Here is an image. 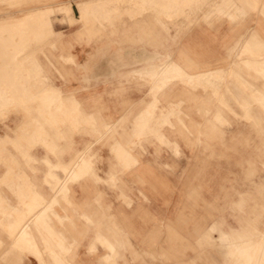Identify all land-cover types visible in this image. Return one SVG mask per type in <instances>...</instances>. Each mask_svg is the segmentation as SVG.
Segmentation results:
<instances>
[{
  "label": "crops",
  "instance_id": "obj_1",
  "mask_svg": "<svg viewBox=\"0 0 264 264\" xmlns=\"http://www.w3.org/2000/svg\"><path fill=\"white\" fill-rule=\"evenodd\" d=\"M236 1L238 6L242 5L243 13H251L246 15L251 20L236 27L223 23V34L215 39L204 29L182 35L168 33L170 27L160 20L157 24L162 31L148 27L142 31L159 36L155 50L131 43L104 49L94 41L77 43L72 35L65 40L72 46L66 51L75 63L70 68L66 66L65 71L75 79L48 83V78L40 74L38 81L44 80V86L37 91L26 90L28 83L21 81L22 73L31 70L34 63L30 61L29 67L23 70L20 66H4V45H0V108L11 107L16 88L13 85L19 81L26 88L20 94L21 107H27L25 103L29 99L37 101L36 112L46 114L40 122L50 131L42 133L40 128L31 129V126L30 132L23 134V141L46 145H36L31 152L19 133L25 116L16 125H7V131L0 135V158L7 153L6 158L12 161L0 167V182L7 186L0 191L3 213L0 225L12 237L11 247L4 255L18 247L20 252L28 254L25 264H148L153 257L155 264H164V251H171L172 260L168 264H219L218 258L206 247L209 244L201 241L205 235L206 239L212 242L217 239L219 245L227 247L223 248V264H232L229 259H235L234 264H264V202L251 212L235 215L238 220H256L253 234L261 232L260 239L252 240L243 234L247 231L241 224L219 227L218 238L211 237L206 233L211 214L191 208V202H209L211 197L203 194L198 198L188 193L189 186L197 183L183 176L182 171L190 169L192 162L187 163L180 157L183 154L189 158L203 151L199 147L205 144L200 131L195 128L198 136L191 131L194 123L207 121L214 128L216 124L212 122L222 119L221 110L212 108L211 100L217 92L206 95L197 92L205 83L189 86L190 83L181 79V73L197 76L220 72L224 81L230 77V71L236 72L240 80L223 82V89L233 90L234 97L225 103L243 105L248 118L253 114L259 121L264 116V91H260L264 90V3ZM71 8L74 18H80L78 7V17ZM159 9L170 21L182 10L173 8L170 19V15H165L169 6L161 5ZM239 13L237 9V16ZM63 19L70 24L67 16ZM4 22L5 18L0 19V29L5 26ZM51 30L56 32L53 26ZM79 31L74 28L71 32L76 39ZM165 36L170 43L166 49ZM3 38L0 36V44L4 43ZM236 45L238 52L233 60L229 59L228 54ZM66 51L60 55L68 56ZM59 53L54 56H60ZM213 54L216 58L223 56V67L208 68ZM247 62L255 65L244 70ZM166 67L173 70V75H165ZM221 81L215 79V82ZM253 105L259 111L255 107L253 112ZM209 109L211 112L204 114ZM28 110L30 114V107ZM149 111L153 114L147 115ZM180 112L184 117L175 118ZM36 116L30 114L31 118ZM136 120L144 131L135 132ZM163 125L166 126L161 129ZM94 134L102 136L98 143L91 136ZM8 145L17 147L19 152L28 150L35 161L25 167L16 161ZM215 148L211 152H219ZM236 170L239 171L237 167ZM58 181H61L59 186L51 189ZM238 185L244 195L246 188L255 184L241 181ZM125 201L129 203L126 205ZM225 217L228 219L231 214ZM195 218L198 224L192 220ZM222 224L213 221L212 227ZM193 249L204 251L196 253Z\"/></svg>",
  "mask_w": 264,
  "mask_h": 264
},
{
  "label": "rangeland",
  "instance_id": "obj_2",
  "mask_svg": "<svg viewBox=\"0 0 264 264\" xmlns=\"http://www.w3.org/2000/svg\"><path fill=\"white\" fill-rule=\"evenodd\" d=\"M86 1L88 0H0V19L5 18L6 22H4V24L7 26L9 24V27L6 28V26H4L0 29V36L4 37L2 39L4 40V43L0 44L4 45L3 50L6 56L4 66L17 65V67L20 66L23 70L25 66L30 65V61L31 64L34 63L30 68L33 75L30 74L31 71L29 69L26 74L22 73L21 75L22 83H28L27 89L24 88L19 81H17L16 84L13 85L16 87L14 89L15 97L13 104L9 108H0V135H3L7 131V125L12 127V124L16 125L19 120L25 116L19 133L22 143L27 145L28 149H31L30 152L36 145H46L42 142L27 139L23 141V134H28L31 126V129H33V127L40 128L42 132L44 131L43 133L50 131H47V129L40 122V119L45 114L37 113L35 111L34 107L38 105L37 101L29 99L25 103L27 107H21L20 94L23 89L37 91V89L42 88L44 86V80L40 79L38 81L41 77L40 74L48 78V83L53 82L54 80L67 82L71 79H75L74 75L65 71L66 66H69L70 68L75 63L74 58H72L71 54L66 51L70 50L72 46H68L67 41L65 40L69 39L72 35L73 39L77 43L94 41L96 43H100L104 49L131 43L132 45H142L155 50L159 36L154 33L145 34L142 31L147 27L154 29V31L157 29L162 31L163 29L159 28V25L157 24V21L159 20L168 24L170 27L168 33L175 32L178 35H182L185 33L198 32L201 29H204L205 32L213 36V39H215L216 36L223 34V23L226 22L236 27L243 26L246 23L248 24L249 22L247 21L251 20L250 17L246 16L251 13H243L242 5L239 4L240 6H238L236 0H228L225 2L224 0H100V2L102 1L101 5L97 7L94 6L96 11L90 10V17L88 15V19L86 18V21H88L89 24V29L79 32V39H76V37H74L75 33L72 34L71 32L74 28L80 26V18H78L79 21H75L69 16L68 9L72 6L76 17H78L79 12L77 7L79 8L80 2L84 3ZM198 1H204L207 3L195 4ZM259 2L264 3V0H259ZM212 3L215 5H209ZM161 5L170 7V10H165V15H170V19L173 18L171 15V13H174L172 10L173 8L179 7L182 10L172 21H170L159 9L161 8ZM249 8L253 9V7ZM237 9H240L239 16L236 14ZM65 12H67V14ZM28 15H32L33 17L31 16L32 18L25 20ZM64 16L68 17L71 25L67 20L63 19ZM21 19L25 21L23 24L15 23L17 20ZM12 20L14 21L12 22V25L14 24V26L10 25ZM52 26L56 32H52ZM61 27L67 28V30H59ZM84 32L87 33L85 34ZM251 33L253 34L254 32L251 31ZM166 37L167 36L164 37L165 49L166 45L170 44L167 43V39L169 38ZM246 43L247 42L245 41L242 45ZM237 50V45L230 50L228 54L229 59L233 60L235 58V55L238 52ZM58 51L60 52L59 55H62V51H66L68 56H54ZM241 54L243 53L240 52V55ZM8 56H11V59L7 58ZM210 58L208 68L223 67V56L216 58L215 54H213V57ZM9 61L11 64H8ZM244 66H246L243 68L244 70L247 67V69H251L254 64H248L247 62L244 63ZM164 71L165 75H173L172 69L166 67ZM236 74V72L230 71V77L227 76L224 81L220 74V76H218V73H214V75L212 74L213 76L206 74L202 75V79L201 75H199L200 77L197 75L199 79H194L195 82L191 81V83H193L189 86L205 83V87L200 86L196 89L197 92H200L203 95L210 94L213 91L217 92L216 96L211 100L214 104L212 108H218L221 110L220 113L222 114L220 115L222 116V119L220 121L212 122L216 124L214 128L208 125L207 123L209 122L207 121L194 123L192 125L193 127H191V131H193L195 136H198V132H195V128L200 131V137L205 144L199 147H202L203 151L201 148V153L195 154L194 156L191 155L189 158L185 157L183 154L182 156L180 155V157H184L187 163L192 162L190 169L182 171L183 176L193 178L197 183L194 186H189L190 189L188 193L190 195H195L194 197L198 198H202L203 194H208L211 197V201L209 202H199L197 200L191 202V208L193 210L200 208L202 211L206 210V213L209 212L211 214V223L206 233H209L211 237L218 238L219 227L223 229V227L225 228L227 225L235 226L236 224H241L246 228L244 231H247V233L245 232L243 234H246L253 240V238L260 239L259 237L262 235L261 232L253 234L254 229L252 228L257 225L256 220H254V222L248 218H241L238 220L235 215H242L243 213H247L246 211L248 210L251 212V209L255 206L259 207V203L264 202V116L262 115L263 117L258 121V119L251 113L252 118H248L246 117V112L242 108L243 105L230 106L225 103L228 98L234 97L233 90L223 89V82L229 80H240L237 78L239 74L237 76ZM204 76H208L206 77L208 80H206ZM246 76L249 77L250 74H245V77ZM12 77L15 76L10 75V78ZM189 78L190 76H186L184 73L181 74L182 80H187ZM215 78H220L222 81L215 82ZM36 79L38 84L36 83ZM85 81H87V79H85ZM260 91L264 90L261 89ZM196 97L197 95L194 98ZM57 98V102L60 103V96L58 95ZM29 107L31 109V113L35 116L37 115V118L33 119L29 117L31 114H29ZM255 107H257L259 111L260 108L257 105H253L251 110L253 112L256 111ZM210 112L211 110L209 109L207 112H204V114H208ZM215 112H217V110ZM147 114L152 115L153 112L149 111ZM6 116L8 117L4 118ZM178 117L183 118V112L178 113L175 118ZM235 118L242 119V121L231 120ZM137 120L135 123V132L144 131L143 128L140 129V124L137 125ZM165 126L166 125H163L161 129L165 128ZM83 128L85 130V127ZM106 129L109 130L107 127ZM106 129L105 132H107ZM114 129L115 127L112 128V130ZM241 129H245V132H242ZM73 132L75 134L77 129ZM78 132L80 131L78 130ZM95 135L96 134L91 136L94 138V141L98 143L102 136ZM136 139L139 140L137 137ZM141 140H144V138H140L139 141ZM199 143L197 142V144ZM210 143L211 146L214 145V148L217 146L215 151L219 150V152H211V149L214 151V148L209 146ZM7 148L14 154L16 161L23 163L25 167H28L29 163L35 161L26 149L22 150V152L20 150V153L19 149L15 146L12 147L11 145H8ZM23 151L25 152L23 153ZM6 154L7 153H4L2 155V159L0 158V167H6V163H12V161L6 158ZM29 158L31 159L30 162ZM74 158H77V156L75 155ZM92 163L94 164L95 161ZM219 166L222 167V169H219ZM236 167L239 171L236 170ZM63 173L65 174V172ZM240 180L243 182L248 181L255 185L248 186L246 188L247 191H245L243 195L240 193L241 191L239 189V186L241 185H238V182L241 183ZM60 182L61 181H58L52 185L51 189L55 190V188L59 186ZM3 186L4 184L0 182V191ZM128 203L129 202L125 201L126 205ZM0 208V216L2 217V206ZM227 213L231 214V217L228 219L225 217V214ZM195 214L197 215L198 213L195 212ZM192 220H195L196 222L198 218ZM242 220L244 222H242ZM213 221H220L223 224L221 226L218 225V227H212ZM262 224L264 225V223ZM10 235L11 234H9V232L0 225V264H25V257L28 254L20 252L18 247H13L7 254L4 255V253L11 247L10 244L12 242V237ZM201 241L209 244L206 247H209L212 256L218 258V261H220L219 264H223V248L226 250L227 247L225 245H219L217 239L213 242L206 239L205 235H203V238L201 237ZM191 251L197 253L199 251L203 252L204 250L193 249ZM170 252L171 251H164L162 256V262L164 264L171 263L172 256L169 255ZM226 253L227 252L225 251V255ZM118 258L121 257L118 256ZM45 259L49 261V256L45 255ZM150 259L151 261H149L148 264H151V262L155 264L156 259L154 257ZM229 260L232 264H234L235 259Z\"/></svg>",
  "mask_w": 264,
  "mask_h": 264
},
{
  "label": "bare ground",
  "instance_id": "obj_3",
  "mask_svg": "<svg viewBox=\"0 0 264 264\" xmlns=\"http://www.w3.org/2000/svg\"><path fill=\"white\" fill-rule=\"evenodd\" d=\"M105 1V0H104ZM120 1V0H119ZM147 1V0H146ZM184 1V0H183ZM102 2V1H101ZM101 2H100V0H88V1H86V2H84V3H79V12H80V21H79V19H76V18H74V12H73V10H72V8L71 7H69V9H68V14H69V16L71 17V18H73L75 21H79V23H80V26L79 27H77V28H79L80 29V31L79 32H81V31H86V30H88L89 28V24H88V21H86V18H87V16L89 15V14H91V13H89L90 12V10H92V11H96V9H95V7H97V6H99V5H101ZM156 2V1H155ZM173 2V1H172ZM207 3V2H206ZM78 4V3H77ZM133 5H134V3H133ZM132 5V6H133ZM95 6V7H94ZM212 6V5H211ZM122 7V6H121ZM130 7V6H129ZM156 7V6H155ZM64 11V10H63ZM66 14H67V12H65ZM115 15V14H114ZM32 15H28V16H26V18H25V20L26 19H29V18H32L31 17ZM44 17V16H43ZM89 17H90V15H89ZM38 18V17H37ZM47 19V18H46ZM46 19H44V20H46ZM88 19V18H87ZM34 20V19H33ZM73 20V21H74ZM74 21V22H75ZM12 22H14L13 20L10 22L11 24V26H14V24L12 25ZM25 21L23 20V19H21V20H17V22H15V23H18V24H23ZM6 26V28L7 27H9V24H8V26L7 25H5ZM16 26H18V25H16ZM20 26V25H19ZM91 26V25H90ZM91 30V29H90ZM85 33V32H84ZM87 33V32H86ZM85 33V34H86ZM6 46V45H5ZM241 49V48H240ZM15 57V56H14ZM173 62V61H172ZM261 63V62H260ZM249 64V63H248ZM251 64V63H250ZM256 64H258V63H256ZM255 65V64H254ZM261 65V64H260ZM2 66V65H1ZM17 66V65H16ZM169 66V65H168ZM171 66V65H170ZM173 66V65H172ZM263 66V65H262ZM27 67H29V66H27ZM158 67V66H157ZM157 67H156V69H157ZM251 67V66H250ZM24 68H26V67H24ZM152 68V67H151ZM150 68V69H151ZM161 68V67H160ZM172 68V67H171ZM149 70V69H148ZM262 70V69H261ZM31 71V70H30ZM29 71V72H30ZM152 71V70H151ZM160 72V71H159ZM159 72H158V74H159ZM157 73V72H156ZM168 73V72H167ZM180 73V72H179ZM218 73H220V72H218ZM182 74V73H181ZM208 74V73H207ZM205 75V74H204ZM214 75V74H213ZM212 75V76H213ZM216 75V74H215ZM199 76V75H198ZM198 76L196 77V76H190V78L189 79H187L186 81L188 82V83H190V84H192L191 83V81H194V79H197L198 78ZM218 76H220L219 74H218ZM155 77H156V75H155ZM157 77H158V75H157ZM200 77V76H199ZM205 77V76H204ZM206 77H208V76H206ZM205 77V79L206 80H208L207 78ZM224 77V76H223ZM221 78V77H220ZM182 79H183V77H182ZM199 79V78H198ZM201 79H202V74H201ZM216 79V78H215ZM173 80V79H172ZM210 80V79H209ZM183 81H185V80H183ZM212 81V80H211ZM195 82V81H194ZM203 82V81H202ZM201 82V83H202ZM195 84V83H194ZM201 85V84H200ZM262 94V93H261ZM50 96V95H49ZM51 98V97H50ZM53 98V97H52ZM55 99V98H54ZM58 99V98H57ZM155 101H156V99H155ZM154 101V102H155ZM261 101V100H260ZM263 101V100H262ZM49 102V101H48ZM43 104V103H42ZM4 105V104H3ZM62 105V104H61ZM44 106V105H43ZM50 106V105H49ZM46 107V106H45ZM64 107V106H63ZM38 108V107H37ZM53 108V107H52ZM45 109V108H44ZM58 110H60L59 108H58ZM36 111V110H35ZM65 112V111H64ZM46 113V112H45ZM58 113V112H57ZM147 113V112H146ZM62 114V113H61ZM43 115V114H42ZM46 115V114H45ZM148 115V114H147ZM151 115V114H150ZM40 116V115H39ZM30 117V116H29ZM36 118V117H35ZM31 119V118H30ZM34 119V118H33ZM32 120V119H31ZM27 122V121H26ZM35 122V121H34ZM37 122V121H36ZM38 123V122H37ZM37 123H35V124H37ZM42 123V122H41ZM28 124V123H27ZM40 124V123H39ZM57 125V124H56ZM24 126H25V124H24ZM22 127V126H21ZM37 127H38V125H37ZM29 128V127H28ZM46 128V127H45ZM17 130V129H16ZM21 130V129H20ZM26 130V129H25ZM28 131V130H27ZM42 131V130H41ZM44 132V131H43ZM42 132V133H43ZM56 134V133H55ZM60 135V134H59ZM58 135V137H60ZM45 137V136H44ZM56 137V136H55ZM54 137V138H55ZM62 137V136H61ZM60 137V138H61ZM53 138V139H54ZM56 139V138H55ZM58 139V138H57ZM60 140V139H59ZM47 144H49V143H47ZM56 145V144H55ZM55 147V146H54ZM57 147V146H56ZM54 149V148H53ZM21 152H22V150H21ZM25 151H23V153H24ZM126 152V151H125ZM27 154V153H26ZM25 154V155H26ZM121 155V154H120ZM27 156H28V154H27ZM30 159V158H29ZM14 161V160H13ZM31 161V159L29 160V162ZM14 163V162H13ZM15 166V165H14ZM23 176V175H22ZM10 177H12V176H10ZM23 178V177H22ZM17 179V178H16ZM26 179V178H25ZM64 189H66V188H64ZM64 191V190H63ZM33 194V193H32ZM28 197V196H27ZM36 197H38V196H36ZM35 200H36V198H35ZM33 202H34V200H33ZM57 202V201H56ZM33 204V203H32ZM41 205V204H40ZM51 205H53V204H51ZM31 207V206H30ZM50 207V206H49ZM36 209H38V208H36ZM48 210V209H47ZM19 212V211H18ZM6 227V226H5ZM6 230H8V229H6ZM62 236V235H61ZM54 237V236H53ZM50 239V238H49ZM236 241V240H235ZM234 241V242H235ZM239 244V243H238ZM54 246V245H53ZM59 250V249H58ZM264 250V249H263ZM60 252V251H59ZM240 255V254H239ZM238 263V262H237ZM259 263V262H258ZM261 263V262H260Z\"/></svg>",
  "mask_w": 264,
  "mask_h": 264
}]
</instances>
